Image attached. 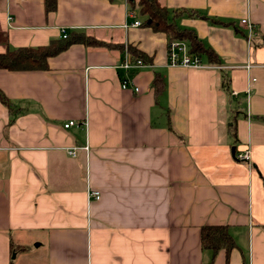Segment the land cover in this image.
Wrapping results in <instances>:
<instances>
[{
  "label": "crops",
  "instance_id": "obj_1",
  "mask_svg": "<svg viewBox=\"0 0 264 264\" xmlns=\"http://www.w3.org/2000/svg\"><path fill=\"white\" fill-rule=\"evenodd\" d=\"M158 1L218 64L168 66L126 0H0V54L75 32L151 61L125 72L119 50L72 44L44 71L0 70V264H225L203 225L227 226L228 264H264V0Z\"/></svg>",
  "mask_w": 264,
  "mask_h": 264
},
{
  "label": "trees",
  "instance_id": "obj_2",
  "mask_svg": "<svg viewBox=\"0 0 264 264\" xmlns=\"http://www.w3.org/2000/svg\"><path fill=\"white\" fill-rule=\"evenodd\" d=\"M128 9L135 11L140 18V26L150 27L154 31L163 32L167 37V45L172 41H184L189 46V52L198 57H205L208 63L218 64V59L209 48L204 47L197 39L192 30L177 27L169 17L168 9L159 3L158 0H126ZM44 10L47 14L56 10V0H43ZM264 42V37H262ZM72 44H81L86 47L104 48L119 50L128 54L132 62L141 61L143 64H150V59L141 51L131 45H116L98 41L84 33L72 32L65 38L50 42L47 46L38 48H17L8 49L0 54V70L12 72L19 71H44L48 68L47 59L52 57ZM154 96L160 95L164 88L162 78L154 76ZM0 102L9 110V100L0 93ZM200 246L202 250L212 252L213 259L220 251L224 252L225 264H228L232 250L236 248L234 240L228 233L225 225H203L200 227Z\"/></svg>",
  "mask_w": 264,
  "mask_h": 264
},
{
  "label": "built area",
  "instance_id": "obj_3",
  "mask_svg": "<svg viewBox=\"0 0 264 264\" xmlns=\"http://www.w3.org/2000/svg\"><path fill=\"white\" fill-rule=\"evenodd\" d=\"M240 24L245 26L248 29V37H252V32L255 30L254 24L250 23L246 19L240 20ZM131 26L138 27L140 26V22H133ZM66 34L62 35V38H65ZM167 64L171 67H185V68H196V69H203L208 68L209 66L204 65L201 62L200 57L193 55L189 52V46L184 41H172L167 45ZM143 66L141 61L132 62L128 54H124V59L120 64V69L128 72L133 68H140ZM254 81V79H253ZM122 89H130L133 92H138V88L134 86L128 79H123L121 82ZM233 97L237 96V92H231ZM75 123L73 121H69L64 124V128H69L73 126ZM68 154L71 156H75V148L68 150ZM249 157L248 152L237 153L234 154V158L240 162H247ZM88 196L93 198L94 200L99 199V193L97 191H90Z\"/></svg>",
  "mask_w": 264,
  "mask_h": 264
},
{
  "label": "water",
  "instance_id": "obj_4",
  "mask_svg": "<svg viewBox=\"0 0 264 264\" xmlns=\"http://www.w3.org/2000/svg\"><path fill=\"white\" fill-rule=\"evenodd\" d=\"M234 154L232 153V156H233Z\"/></svg>",
  "mask_w": 264,
  "mask_h": 264
},
{
  "label": "rangeland",
  "instance_id": "obj_5",
  "mask_svg": "<svg viewBox=\"0 0 264 264\" xmlns=\"http://www.w3.org/2000/svg\"><path fill=\"white\" fill-rule=\"evenodd\" d=\"M256 36V35H255Z\"/></svg>",
  "mask_w": 264,
  "mask_h": 264
}]
</instances>
